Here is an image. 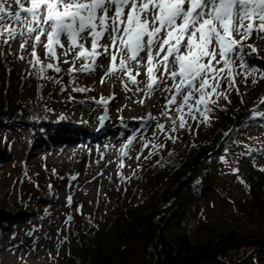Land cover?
<instances>
[{
    "label": "rangeland",
    "instance_id": "obj_1",
    "mask_svg": "<svg viewBox=\"0 0 264 264\" xmlns=\"http://www.w3.org/2000/svg\"><path fill=\"white\" fill-rule=\"evenodd\" d=\"M104 42L106 43L107 40ZM246 43H255V36ZM31 51L32 48L28 47L27 51L22 52L19 39L11 48L0 43V76L11 89V94L5 99L14 103L25 102L35 94L31 93L27 81L22 83L19 80L25 69L30 68L28 60L32 59ZM37 54L44 64L50 62L45 56L43 45L37 48ZM21 55L24 56V60L19 59ZM68 59L71 60L72 57L69 56ZM97 62L103 65V68H98L92 74H76L75 83L68 75L70 65L63 62L60 63L62 69L60 73L53 70L47 72L48 76L61 80V83L43 78L38 82L37 89L40 92L41 102L45 103L59 120L74 124L77 127L74 132L67 124L54 126L51 129L48 127L42 137L34 142L31 141V134L26 125L19 124L18 127L2 133L13 144L10 157L0 167V205L10 211L20 205L23 209L33 211L34 214L26 212L15 216V227L6 234L0 233V264H63L68 253L80 255V250L76 246V234L85 226L86 216L92 217L94 225L100 228L106 227L121 202L142 206L147 197H150L156 187L162 183V180L156 183L145 170L147 164L155 158V156L149 160L143 158L148 155L149 149H142L137 143L130 151L129 162L120 156L122 144L126 143L133 130H137L138 136L152 137L155 122H152L151 127L144 129L138 118L146 117L148 113L160 117L164 105L161 93L158 91L153 97L160 95L158 103L149 104L148 101L153 99L144 97L143 93L135 92L131 83L127 86L133 91L127 93L124 92L120 80L115 77H105L104 82L101 83L104 69L109 67L110 58L103 55ZM250 62L264 69V44H261L256 54L250 57ZM76 66L79 67V62ZM140 71L141 74L137 79L145 81L144 69ZM260 75L261 73H257L256 84L252 83L251 76L248 77L247 82L243 76L237 77L236 87L239 89V94L235 91L231 93L229 96L231 103L221 99L219 101L221 107L228 109L239 104L243 106L260 104L261 98L264 97V84ZM61 84L66 89L65 100L60 99L56 92ZM140 87H144V84L141 83ZM221 87L223 89L226 86ZM74 88L87 89L84 91L86 98L77 101L78 97L75 96L79 93L74 91ZM114 95L121 97L118 104L109 102ZM135 96L144 99V103L136 102ZM3 98L0 93V99ZM101 98L108 99L107 105L98 103ZM218 117L216 111L211 117V124H201L199 128L192 123L191 132L181 130L177 133L178 142L185 141L192 134L208 138L213 128L218 125ZM103 130L108 131V135L102 138L105 141L103 145L108 143L110 147L115 146L112 159H106L105 162L100 158V153L92 150L96 141L98 142L96 140L98 132ZM159 142L164 143L162 136ZM235 143L240 149L246 145L256 147L259 150L257 163L264 167V123L259 122L251 126ZM167 145L173 143L168 141ZM136 149L137 152L134 153ZM141 152L143 155L137 162L136 156ZM91 157L94 160V167L104 164V168L109 167V169L96 180L99 186L98 196L91 200V203H87L86 191L89 184L87 182L76 184L72 177L76 176L77 179L78 174L85 173L80 162L83 158L92 159ZM223 157L227 163L222 160V174L215 179L212 185L214 190L200 198H194L189 204L183 227L192 243L201 241L212 229L226 231L234 228L239 233L248 228L264 230V196L258 198L252 195L250 190L233 179L230 172L235 157L234 152H226ZM121 159L124 163L122 169L119 167ZM134 170L135 175H133ZM121 175L131 179H121ZM134 178H139V182ZM69 195L72 196L71 206L66 202ZM79 205L83 207L77 211ZM69 217H71L70 222L66 224L65 221L69 220ZM29 230H32L31 235H28ZM33 241H36L34 251ZM59 241L63 243L57 250ZM261 262L264 264V259Z\"/></svg>",
    "mask_w": 264,
    "mask_h": 264
},
{
    "label": "snow or ice",
    "instance_id": "obj_2",
    "mask_svg": "<svg viewBox=\"0 0 264 264\" xmlns=\"http://www.w3.org/2000/svg\"><path fill=\"white\" fill-rule=\"evenodd\" d=\"M253 36L255 43H246ZM17 39L22 52L32 48L28 63L35 69L30 74L37 79L61 83L47 72L60 73L63 62L70 65L68 75L75 83L76 74H92L103 68L97 61L106 55L110 64L101 83L105 77H115L126 92L133 91L127 86L131 83L135 92L148 99L161 93L164 105L160 117L148 113L138 118L144 129L155 122L152 137L138 136L133 130L122 144L120 156L128 159L134 144L149 149L143 157L149 160L159 155L168 141L176 144L178 132H191L192 123L197 128L210 125L217 110H227L219 101L231 103V93L239 94L237 77L243 76L247 82L251 76L253 84L258 83L257 73L264 79V69L250 62L264 44V0H0V43L11 48ZM41 45L50 61L47 64L37 54ZM19 59L24 60V56ZM141 69L145 81L137 79ZM222 85L226 87L222 89ZM138 102L143 104L144 99ZM98 103L107 105L108 99L101 98ZM260 103L264 104V97ZM250 116L264 118V109L257 106L250 110ZM224 135L229 136V132ZM161 136L164 143L159 142ZM142 155L137 154V162ZM168 156H175V152L169 150ZM221 159L227 163L224 157ZM156 163L163 166L167 161L161 157ZM119 167H124L122 159ZM232 172L238 174L239 170L233 168ZM121 179L131 177L121 175ZM66 202L71 206V195ZM82 207L79 205L77 211ZM61 243H57V250Z\"/></svg>",
    "mask_w": 264,
    "mask_h": 264
},
{
    "label": "trees",
    "instance_id": "obj_3",
    "mask_svg": "<svg viewBox=\"0 0 264 264\" xmlns=\"http://www.w3.org/2000/svg\"><path fill=\"white\" fill-rule=\"evenodd\" d=\"M34 72L35 69L30 65L19 79L22 83L27 81L31 93H35L25 102L14 103L5 99L11 94V89L0 76V93L4 96L3 100L0 99V167L10 157L13 144L2 135L3 131L18 127L19 124L26 125L34 142L42 137L48 127L51 129L67 124L73 132L77 128L74 124L59 120L41 102L37 89L39 79L35 74H30ZM63 87L61 84L56 92L60 99L65 100L66 89ZM78 93L75 96L78 97L77 101L86 98L84 91ZM257 106L264 109V104L260 103L255 106L239 104L226 111L217 110L218 125L208 138L192 134L185 141L167 145L145 169L156 183L162 180L147 197L145 204L140 206L121 202L118 210L111 215L110 222L102 228L94 225L93 221L90 224L88 217L91 216H86L85 226L76 234L80 257L68 253L64 256L63 264H189L192 253L200 248L217 247L237 235L245 238L264 237V230L255 228H248L241 233L234 228L226 231L212 229L201 241L192 243L183 227L189 204L194 198L214 190L212 185L222 174L221 157L226 152L235 153L230 172L233 179L243 187L250 186L252 195L258 198L264 196V171L260 170L264 167L257 163L259 150L251 145L240 149L235 143L251 126L264 123V118L253 119L250 116V110ZM226 132H229V136L224 135ZM169 150L174 151L175 156L169 157ZM161 157L167 161L163 166L156 163ZM233 168H238V174H233ZM139 178L134 179L139 182ZM241 180L245 183H240ZM26 212L34 214L20 205L13 211L0 205L1 235L15 227V216ZM227 255V263L201 259L196 264H263L264 247L234 248L224 253L223 258Z\"/></svg>",
    "mask_w": 264,
    "mask_h": 264
},
{
    "label": "bare ground",
    "instance_id": "obj_4",
    "mask_svg": "<svg viewBox=\"0 0 264 264\" xmlns=\"http://www.w3.org/2000/svg\"><path fill=\"white\" fill-rule=\"evenodd\" d=\"M145 80V77H143ZM113 82L115 81L114 79L112 80ZM134 87V86H133ZM113 89V88H112ZM125 93H127L124 90ZM113 97V96H112ZM111 97V98H112ZM114 99H110V103L112 104H118L119 101H121V97L118 95H114ZM136 102H138L141 98L140 97H136ZM160 98L159 96H156L155 98H153V101H148L149 104L151 103H158V99ZM139 103V102H138ZM108 135V131L107 130H103L101 132H98V135L96 137V140H98V142L96 141V145L95 148L92 149L95 153H100V158L102 160H104V162L106 161V159H112L113 156V151L115 148L114 147H110V145L107 143L105 145H103L105 143V141L102 139L104 136ZM119 140H122V138L117 137ZM107 139V138H106ZM63 148V147H62ZM112 148V149H111ZM65 149V147L63 148ZM137 152V149L134 151V153ZM105 153H108V155L106 156ZM94 157V156H93ZM93 157H91L92 159H86L83 158L82 161L80 162L81 167H84V171L85 173H80L78 174L77 179H75V183L78 184L80 182H87L89 184L88 189L86 192H88V196H87V203L91 202V200H93L94 198H96L98 196V184L96 183V180L99 178V176L101 174H105L109 167L104 168V164H100L99 167H94V160ZM126 162H129L131 159H128L127 157H124ZM112 161V160H110ZM98 163V161H97ZM70 194H73V192H70Z\"/></svg>",
    "mask_w": 264,
    "mask_h": 264
},
{
    "label": "water",
    "instance_id": "obj_5",
    "mask_svg": "<svg viewBox=\"0 0 264 264\" xmlns=\"http://www.w3.org/2000/svg\"><path fill=\"white\" fill-rule=\"evenodd\" d=\"M101 125V123H100ZM99 125V126H100ZM264 247V237L259 238H245L242 236H234L225 241L218 247H203L192 253L189 259V264H196L197 260H211L220 263H227V257L223 258V253H228L234 248L238 247Z\"/></svg>",
    "mask_w": 264,
    "mask_h": 264
}]
</instances>
